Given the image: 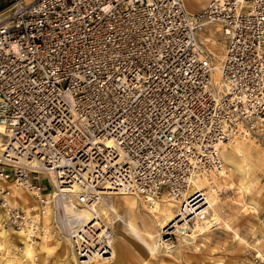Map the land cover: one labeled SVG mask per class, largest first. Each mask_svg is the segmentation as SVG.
Listing matches in <instances>:
<instances>
[{
	"label": "built area",
	"instance_id": "2783aa9c",
	"mask_svg": "<svg viewBox=\"0 0 264 264\" xmlns=\"http://www.w3.org/2000/svg\"><path fill=\"white\" fill-rule=\"evenodd\" d=\"M0 8V211L31 242L49 209L57 229L70 227L72 208L107 192L146 203L166 195L183 213L191 181L226 171L222 145L264 140V0H210L197 12L184 0ZM210 25L225 44L216 80L199 35ZM6 183L32 195L40 213L11 204ZM204 215L192 213L187 226ZM92 225L66 230L80 235L81 260L111 254L113 233L103 239Z\"/></svg>",
	"mask_w": 264,
	"mask_h": 264
},
{
	"label": "rangeland",
	"instance_id": "374dc122",
	"mask_svg": "<svg viewBox=\"0 0 264 264\" xmlns=\"http://www.w3.org/2000/svg\"><path fill=\"white\" fill-rule=\"evenodd\" d=\"M22 1L23 3H29L32 0ZM5 15L6 13L2 12L0 8V21H2ZM220 28L219 26H209L205 28V33L202 32L199 34L200 40L203 43L205 42L204 45L212 53L213 51H219V49L223 51L224 49L225 44L220 36ZM213 60L214 67L216 65L219 66L220 57L215 55ZM237 140H241V138ZM253 141L259 146L258 154H255L258 157L256 160L248 162L246 165L247 167L249 166L248 169L243 168L247 169L248 176L244 182L243 180L241 181L242 172L236 169L241 170L240 167L245 163H241L242 160L237 156L234 159L235 164H239V167L233 166L235 167L233 168V163L230 164L223 159L226 167L225 175L219 177L207 176L211 184L205 185L201 191L205 194L204 196L209 208L206 211V222L201 228H196L191 238L167 234L165 231L174 225L169 223L164 224L160 218L147 219L144 223L140 216L135 217L128 214L118 204L122 200L120 198L121 196L111 195L107 197L108 202L114 205L116 209L118 208V219H110V221L106 219L104 223L113 225V227L115 225V230L112 232L113 238H115L114 243H120L122 245L120 259L118 261L116 260L115 263H111L113 260L109 263L264 264V140L257 141L253 139ZM167 199L168 197L165 195L158 203L163 205L167 201L172 204V210L174 211L172 221H176L179 207L171 199L170 201ZM137 202L138 207L136 210L140 215L147 217L145 209L147 206L143 205L140 200ZM15 205L20 207L18 204ZM53 218L52 212L50 223L47 221L43 222V226L48 227L50 235L52 236L50 239L51 244L49 243V248H52L47 252L42 250L38 244L42 241L41 237L32 241V243H35V256L30 259V264H62L60 261L61 257L59 256L60 249L55 241L56 239H60V241L65 240L69 242L71 239L66 232L68 230L70 231L71 228L68 226L64 228L58 226V229L56 227L54 228ZM84 226L82 225V227ZM8 229L10 230L11 228L8 227ZM96 230L101 231V229ZM116 233L120 234V239ZM7 245L2 244L0 247V264H4L7 258ZM16 246V250L11 248L9 251H11V255L13 254L15 257H19L20 251L22 252L23 250L22 245L17 242ZM68 248L72 251L71 247L68 246ZM74 260L77 262V259L73 257L72 260L68 261V264H75ZM19 264L26 263L22 261Z\"/></svg>",
	"mask_w": 264,
	"mask_h": 264
},
{
	"label": "bare ground",
	"instance_id": "6f19581e",
	"mask_svg": "<svg viewBox=\"0 0 264 264\" xmlns=\"http://www.w3.org/2000/svg\"><path fill=\"white\" fill-rule=\"evenodd\" d=\"M3 19H2V21H4ZM2 21H0V23ZM210 26H217V25H210ZM207 27H209V26H207ZM204 44H205V42H204ZM221 51L222 50L219 49V51H213V53L211 52L214 56L216 55L217 57H220L219 66L216 65L214 67V71L212 73L213 80L217 79L218 72L220 70V66H221V63L223 61L224 49L222 52ZM3 132H4L3 127H0V153H2L1 151L3 149L2 135H1V134H3ZM254 141L252 138H242L241 140L236 139L229 144H224L221 146L220 155H221L222 160L224 159V160L228 161L230 164L233 163L232 167L233 166L239 167V164H235V159H234L235 156H237L240 158V160H242L241 163H245L240 167L241 170L236 169L237 171L242 172L241 181L243 180V182L248 177L246 170L248 169L249 166L247 167L246 165L248 164L249 161H254L258 157V155H255V154H258V150H259L258 147L259 146H258V144L255 143L256 141L255 142ZM233 168H235V167H233ZM243 168H247V169H243ZM225 173H226V171L224 172L223 175H225ZM210 177H215V175L214 176L212 175ZM216 177H219V176H216ZM208 184H211V181L209 178H207L205 176H198L193 181L190 182V184L186 190V194H188L187 200H186V202H187L186 207L188 206L190 208H189V210H187L183 213L180 212V209H179L177 212V218L179 216H181L182 218H180L179 220H177V218H176V222L172 221L174 218V211L172 210V208H173L172 204L168 203L167 201H166V204L163 203V205H161L158 202L146 203L145 200L143 199V197H141V196L125 194V195H119V196H121L120 198L122 200L119 201L118 204L121 205L122 208L124 209V211H126L128 214L135 216V217L140 216L144 223L146 222L147 219L151 220L152 218H160L162 220V222H164V224L169 223L171 225H174L173 227L171 226L165 231L167 234H174V235H178V236L183 237V238H191L193 236V232L196 231V228L197 227L201 228L203 226V224L206 222V211L209 208H208V205L206 203V198L204 196L205 194H204V192H201V191L203 190L204 186L208 185ZM6 186L8 188L9 194L12 197L13 203H11V204L20 205L21 209L27 214H30V213L38 214V213H40V206H39L38 202L36 201V199L34 197H32V195L26 193V191H24L22 188L17 187V185H14L12 183H6ZM244 188H245V186H244ZM111 195L118 196L117 194L107 192L100 199V200H102V202H98L96 205H94L92 207L83 208V206H82V208H77V209L72 208V212L74 213L75 216L72 219V221H70L69 226L71 228H79L78 232H80L82 230V225H88V224L93 222V225L91 227H95V229H101V232L99 233V235L97 234V236L98 237L101 236V238H103V235L108 234V231L113 232V230H115V225L113 227V225H107L104 223V220H106V219L109 221H110V219H113V220L118 219V211H117L118 208L116 209V207H114V205H111L107 200V197H109ZM190 198H191V202L189 203ZM139 200L142 202L143 205L147 206V208H145L146 212H147V217L145 215H140L138 213V211L136 210L138 207L137 201H139ZM167 200L170 201V198H168ZM174 204H175V202H174ZM200 210H201V213L205 214L204 218H202L203 219L202 222L197 223L196 225L187 226L188 217L192 213H195L196 211H200ZM51 217H52V211H51V209H49L42 216V218H41L42 223L45 221L50 223ZM128 223H130V222H128ZM154 225H156V224L154 223ZM130 227H132V226H130ZM54 228H55V226H54ZM43 230H44V236L41 237L42 241L39 242L38 244L40 245L42 250L47 252V251H49L50 248H52V247L49 248V243H50V239L52 238V236L50 235V231L48 230L47 226H45V227L43 226ZM76 230L77 229H75L72 232L75 233V232H77ZM116 235L119 239L121 238L120 234L116 233ZM79 236L80 235H78V234L71 235L72 239L69 242L68 241L66 242L65 240L60 241V239L59 240L56 239L55 243H56V245L59 246V249H60L59 256L61 257L60 261L62 262V264H68V261L72 260L73 257H74V259L75 258L77 259V262H75L76 260H74L75 264H110L109 263L110 261L113 260L111 263H115L116 260L118 261L120 259L119 256H121L120 254L122 251V245L120 243L115 244L114 243L115 238H112L113 237V235H112V237H111L112 239L105 242L106 245L107 246L109 245L111 248L110 256L108 254H107V256H98L96 254V255H93V257H89V259H87V260H81V258H79L77 256V254L74 250V242L75 241L73 239L75 237L79 238ZM0 239H1L0 247L2 246V244L7 245V243H8V245H7V251H8L7 252V258L5 259L4 264H19V262H22V261H23V263L30 264L29 263L30 259H32L35 256L34 255L35 243H32L31 240L27 237V235H24L23 233L17 232L15 230H11V229L9 230L8 227L4 226L3 225V214L1 213V211H0ZM156 240H158V239H156ZM17 242H19L22 245V249H23L22 252L20 251L19 257H15L13 254L11 255L10 254L11 251H9L11 248L12 249L14 248L15 250L17 249V246H16ZM68 246L71 247L72 251H70ZM5 253H6V251H5ZM40 262H41V260H40Z\"/></svg>",
	"mask_w": 264,
	"mask_h": 264
},
{
	"label": "crops",
	"instance_id": "0c3cea01",
	"mask_svg": "<svg viewBox=\"0 0 264 264\" xmlns=\"http://www.w3.org/2000/svg\"><path fill=\"white\" fill-rule=\"evenodd\" d=\"M208 1L209 0H184V3L186 9H188L187 11L197 12L200 11Z\"/></svg>",
	"mask_w": 264,
	"mask_h": 264
}]
</instances>
